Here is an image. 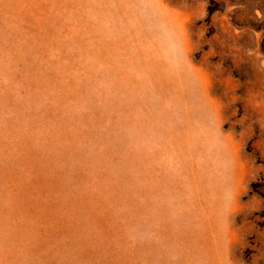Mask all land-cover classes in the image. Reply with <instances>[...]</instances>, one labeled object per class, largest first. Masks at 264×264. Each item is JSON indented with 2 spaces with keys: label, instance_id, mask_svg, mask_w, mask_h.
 <instances>
[{
  "label": "rangeland",
  "instance_id": "374dc122",
  "mask_svg": "<svg viewBox=\"0 0 264 264\" xmlns=\"http://www.w3.org/2000/svg\"><path fill=\"white\" fill-rule=\"evenodd\" d=\"M0 264H264V0H0Z\"/></svg>",
  "mask_w": 264,
  "mask_h": 264
}]
</instances>
